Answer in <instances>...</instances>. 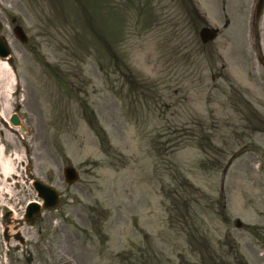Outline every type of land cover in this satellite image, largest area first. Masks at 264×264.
<instances>
[{
  "label": "rangeland",
  "instance_id": "374dc122",
  "mask_svg": "<svg viewBox=\"0 0 264 264\" xmlns=\"http://www.w3.org/2000/svg\"><path fill=\"white\" fill-rule=\"evenodd\" d=\"M256 3L0 0V35L12 51L0 101L7 112L22 105L36 177L61 194L48 223L54 259L264 264V11L255 20ZM14 19L27 43L14 36ZM204 26L220 29L207 45ZM0 146L14 151L4 137ZM22 153L13 154L18 170ZM68 164L80 174L73 186ZM0 252L2 264L48 256L44 247Z\"/></svg>",
  "mask_w": 264,
  "mask_h": 264
},
{
  "label": "flooded vegetation",
  "instance_id": "af4514ba",
  "mask_svg": "<svg viewBox=\"0 0 264 264\" xmlns=\"http://www.w3.org/2000/svg\"><path fill=\"white\" fill-rule=\"evenodd\" d=\"M29 122L30 121H28L27 124H29ZM14 131V146L17 144L20 146L22 143L19 137L20 131L18 129H14ZM7 134L8 132L5 130L1 131L0 140L2 137L6 138ZM31 146L30 148H26V154L31 155V158L34 160V164L36 165L37 151L35 148H31ZM48 164L49 167L52 166L51 157ZM30 169L35 170V167L30 164ZM30 173L32 174V171ZM41 179L48 184H52V182H49L50 180L48 177H43ZM21 182L28 183L29 179L10 178L9 180H3L0 177V184L2 186H0V250L4 247L12 249L13 246L14 248H21L22 250L28 246L33 247L35 250L39 247H44L48 253V256L43 259L44 264H64V259L57 260L52 257L51 249L54 233L52 227L48 226V223L51 222L52 210H43L34 222H30L29 219L31 217L26 213L24 205L33 202L39 203L40 201H35L34 196H32V200L27 201L26 195H31V193L21 185ZM7 186L13 189L20 187L17 191L23 193L19 194L14 192L8 194L2 192L1 189H4L5 191ZM19 214L21 215L19 216ZM74 262L75 264H79L76 260H74Z\"/></svg>",
  "mask_w": 264,
  "mask_h": 264
},
{
  "label": "water",
  "instance_id": "95a60500",
  "mask_svg": "<svg viewBox=\"0 0 264 264\" xmlns=\"http://www.w3.org/2000/svg\"><path fill=\"white\" fill-rule=\"evenodd\" d=\"M264 6V0H259L257 6H256V15L257 17L260 16L262 9ZM1 26V25H0ZM14 32L16 34V36L18 38H20L22 41H26L27 38L25 36V34L23 33V30L21 27H16L14 29ZM218 35V31L216 29H212L209 27H204L201 31H200V37L201 40L203 41V43H209L211 41H213ZM10 51L6 46V43L4 41L3 38H0V56L5 58L9 55ZM12 123L17 125L19 123L18 121V117L17 115H13L12 119H11ZM65 177L66 180L69 183H73L78 179V174L75 171V169L73 167H67L65 169ZM36 187L37 190L39 191V194L42 197H47V200L49 201L50 206H56L58 203V195L57 192L55 190H53L52 188L49 187H45L43 185H41L40 183H36ZM36 204H32L30 207H35Z\"/></svg>",
  "mask_w": 264,
  "mask_h": 264
},
{
  "label": "bare ground",
  "instance_id": "6f19581e",
  "mask_svg": "<svg viewBox=\"0 0 264 264\" xmlns=\"http://www.w3.org/2000/svg\"><path fill=\"white\" fill-rule=\"evenodd\" d=\"M10 70H9V66L6 62H3L0 60V84L3 83V86L5 88H8V80L10 78L9 76ZM11 87L13 86L14 82L12 81L11 83ZM3 97H5V94L2 95ZM4 110V118L8 119L9 117V113L6 111V106L3 107ZM3 167L6 170L7 173H9L10 171H12L13 167L12 165L9 163H4L3 162Z\"/></svg>",
  "mask_w": 264,
  "mask_h": 264
},
{
  "label": "trees",
  "instance_id": "16d2710c",
  "mask_svg": "<svg viewBox=\"0 0 264 264\" xmlns=\"http://www.w3.org/2000/svg\"><path fill=\"white\" fill-rule=\"evenodd\" d=\"M103 138H105V136H103Z\"/></svg>",
  "mask_w": 264,
  "mask_h": 264
}]
</instances>
